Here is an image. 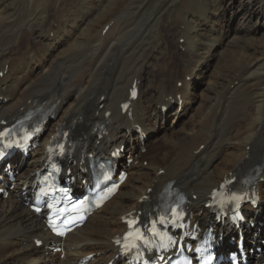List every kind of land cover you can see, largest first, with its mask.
Instances as JSON below:
<instances>
[{"label":"bare ground","instance_id":"bare-ground-1","mask_svg":"<svg viewBox=\"0 0 264 264\" xmlns=\"http://www.w3.org/2000/svg\"><path fill=\"white\" fill-rule=\"evenodd\" d=\"M95 1L0 0V129L27 111L49 113L44 134L35 139L40 144L27 157L22 152L8 160L18 170L16 181L0 174V186L13 184L9 196L0 195V264H126L117 258L116 245L124 220L153 211L168 181L188 196L191 223L224 230L223 245L232 247L229 239L238 238L237 230L227 218L222 227L206 204L227 178L235 176L238 184L255 175L260 200L245 215L263 238L264 224L258 223L264 222V0H182L173 33L186 55H180L182 67L172 70L169 49L165 65L150 69L153 47H146L141 21L117 30L118 20L88 40L114 0L87 25ZM192 8L201 14H190ZM134 84L137 98L130 97ZM200 85L205 88L198 90ZM175 102L182 105L177 115H186L182 126L168 125L149 140L165 116L163 107ZM65 130L81 145L65 160L71 175L87 177L88 156L121 147L134 160L118 192L84 225L57 239L27 200L50 140ZM152 145H161V152L142 153ZM247 226L240 228L246 237ZM58 243L64 250L56 253Z\"/></svg>","mask_w":264,"mask_h":264},{"label":"rangeland","instance_id":"rangeland-1","mask_svg":"<svg viewBox=\"0 0 264 264\" xmlns=\"http://www.w3.org/2000/svg\"><path fill=\"white\" fill-rule=\"evenodd\" d=\"M49 1H52V0H49ZM109 1L110 0H98V1L96 0L95 1L97 2L96 3L97 9H95L96 11L93 12L92 15H89V18L86 20L87 25L93 22V19L95 17H92V16H96L98 11H100L101 9H104V7L109 3ZM114 1L113 3L115 4L112 3L113 5L112 4H109L110 6L108 5L109 9L112 11L108 13L106 17L102 19L103 22L99 21L97 25H95L96 27L94 26L93 28H91L89 36H88V40H96V36H98L99 32H101L104 25H106V23H108L109 21H113L115 18H118L119 20V25L117 26V30H122L124 25H127L129 23L132 24L137 21H141L144 23L143 29L146 34V40H145L146 47H149V46L153 47V50H152L153 63L150 69L156 70L159 68V66L161 67L165 65L166 57H164V55L166 51H168V49L170 50V52L173 53V56L175 59L173 63L171 62V66H170L171 70L175 67V64H178V63L180 65L178 67H182L183 57L180 55L182 53L186 55L185 47L182 46V43H178V44L176 43V41L174 40L175 39L174 36L176 33H173V31H175V29H177L180 26L179 21L181 19L179 16L180 12L178 10L182 4V0H119V1L114 0ZM212 1H215V0H212ZM55 2L57 3L58 0H55ZM126 6H128L127 10L125 9ZM191 13L195 16L201 14V12L197 10L196 8L194 9L192 8V10L190 11V14ZM240 17L241 16H239L238 19L234 21V24H233L234 26L239 27ZM174 19L178 21L174 22ZM183 25L184 24H182L181 27H183ZM166 33H168V35H166ZM164 34L166 38L164 37ZM156 65H158V67ZM210 70H211V67L208 69V72H210ZM206 79L207 78H205V82H206ZM149 81L151 82V79H149ZM152 82L155 84L157 82V78L155 79L153 78ZM203 88L205 87L204 86L202 87V85H200L198 90L200 89L202 90ZM215 95H216V92H213L212 96H215ZM175 109L176 107L168 115V118L166 119V124L171 125V126L173 125V127L179 128L180 126H182L183 122L185 121L186 115L179 117L175 113ZM161 130H163V127L162 129H160V131ZM161 145L158 148H155V146L153 145L149 146L150 148L149 151H145V149H143L142 152L147 153L146 154L147 156L157 153L158 150L159 152H161V150L159 149L161 148ZM148 159L149 158H145L144 160L145 165H147L149 161Z\"/></svg>","mask_w":264,"mask_h":264},{"label":"snow or ice","instance_id":"snow-or-ice-1","mask_svg":"<svg viewBox=\"0 0 264 264\" xmlns=\"http://www.w3.org/2000/svg\"><path fill=\"white\" fill-rule=\"evenodd\" d=\"M161 221L163 222V218H161ZM197 251H199V249H197Z\"/></svg>","mask_w":264,"mask_h":264}]
</instances>
